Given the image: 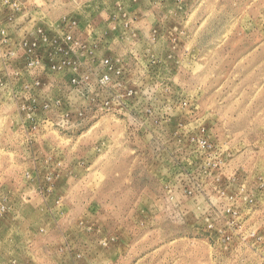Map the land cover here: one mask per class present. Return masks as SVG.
Returning <instances> with one entry per match:
<instances>
[{
  "label": "rangeland",
  "instance_id": "obj_1",
  "mask_svg": "<svg viewBox=\"0 0 264 264\" xmlns=\"http://www.w3.org/2000/svg\"><path fill=\"white\" fill-rule=\"evenodd\" d=\"M0 264H264V0H0Z\"/></svg>",
  "mask_w": 264,
  "mask_h": 264
},
{
  "label": "built area",
  "instance_id": "obj_2",
  "mask_svg": "<svg viewBox=\"0 0 264 264\" xmlns=\"http://www.w3.org/2000/svg\"><path fill=\"white\" fill-rule=\"evenodd\" d=\"M68 39H71V36H69Z\"/></svg>",
  "mask_w": 264,
  "mask_h": 264
}]
</instances>
